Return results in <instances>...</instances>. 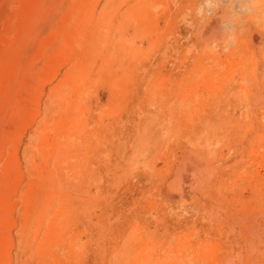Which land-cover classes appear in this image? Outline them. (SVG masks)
<instances>
[{"label": "rangeland", "instance_id": "rangeland-1", "mask_svg": "<svg viewBox=\"0 0 264 264\" xmlns=\"http://www.w3.org/2000/svg\"><path fill=\"white\" fill-rule=\"evenodd\" d=\"M176 3L0 0V264H264V26Z\"/></svg>", "mask_w": 264, "mask_h": 264}, {"label": "clouds", "instance_id": "clouds-1", "mask_svg": "<svg viewBox=\"0 0 264 264\" xmlns=\"http://www.w3.org/2000/svg\"><path fill=\"white\" fill-rule=\"evenodd\" d=\"M174 4L179 7L176 0ZM161 9L162 6L156 4L151 11L159 14ZM218 15L221 20L220 36L213 35L204 39L202 33L205 26ZM179 24L191 29L186 40H191L194 36L209 54H228L238 45L250 24L256 28L264 26V0H197L194 10L188 9L180 15ZM199 51L197 44L189 45L190 54Z\"/></svg>", "mask_w": 264, "mask_h": 264}, {"label": "bare ground", "instance_id": "bare-ground-1", "mask_svg": "<svg viewBox=\"0 0 264 264\" xmlns=\"http://www.w3.org/2000/svg\"><path fill=\"white\" fill-rule=\"evenodd\" d=\"M213 28H215V26L214 25H212L211 26V28H210V30L212 29L213 30ZM208 31V30H207ZM255 39H257V35H255V37H254ZM203 163H201V161H197L196 162V165L198 166V167H201V165H202ZM190 170V168L188 167L187 168V170H185V171H183V173L181 174V177H182V180H187L188 179V171ZM251 238H253V235L251 236ZM255 238V237H254ZM254 240V239H253ZM250 241H251V239H250ZM250 241H249V243H250ZM253 243V242H252ZM252 243H250L251 245H252ZM254 244V243H253ZM47 255V254H46Z\"/></svg>", "mask_w": 264, "mask_h": 264}]
</instances>
